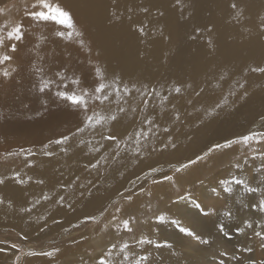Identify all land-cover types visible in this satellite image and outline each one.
Returning a JSON list of instances; mask_svg holds the SVG:
<instances>
[{
  "label": "bare ground",
  "instance_id": "1",
  "mask_svg": "<svg viewBox=\"0 0 264 264\" xmlns=\"http://www.w3.org/2000/svg\"><path fill=\"white\" fill-rule=\"evenodd\" d=\"M38 2L0 0V25L22 24L24 32L18 66L0 81V158L14 160L25 153L21 166L0 164V225L27 241L58 233L57 241L77 236L74 231L88 221L107 225L102 234L83 233L30 264H100L102 257L111 264L127 263L126 250L121 251L123 245L110 228L124 219L118 213L121 203L126 219L142 216L148 206H163L166 220L161 223L155 217L144 224L153 244L139 243L141 250L149 245L154 250V238L161 239L169 230L171 244L181 245L178 240L186 233L179 227L215 236L222 232L220 224L224 230L230 228L225 225L228 210L238 220L245 214L252 217L253 205L264 199V154L235 162L210 180L201 176L229 157L241 156L247 147L238 142L244 136L264 134V72L253 71L264 68V0H48L71 14V29L35 23L14 10L30 11ZM8 27L0 28L5 39ZM46 82L50 87L41 91ZM101 82L120 85V95L112 92L101 104L94 94ZM124 86L131 95L124 93ZM176 87L181 88L179 94ZM60 91H87L88 112L59 97ZM121 107L126 111L120 112ZM94 113H116L117 119L90 127L86 117ZM141 129L146 136L137 135ZM110 135L117 139H106ZM63 136L70 139L56 143ZM242 165L247 167L244 172ZM233 177L258 191L248 193L242 185L229 184L232 193H222L231 198L219 206L214 194L219 179ZM212 200V212L203 214L201 209ZM114 205L117 211L112 215ZM188 215H196V222ZM172 221H179V226ZM247 222H257L258 227L248 229L251 236L242 249L246 258L260 256L264 239L256 233L264 234L263 220ZM201 248L186 257L189 261L176 255V249L159 251L163 257L157 264L223 260L224 255L216 259ZM7 251L0 245V258Z\"/></svg>",
  "mask_w": 264,
  "mask_h": 264
},
{
  "label": "rangeland",
  "instance_id": "2",
  "mask_svg": "<svg viewBox=\"0 0 264 264\" xmlns=\"http://www.w3.org/2000/svg\"><path fill=\"white\" fill-rule=\"evenodd\" d=\"M25 6L26 5H23L22 7L24 8ZM14 10L16 12H19L20 16H21V14L26 15L25 12L37 11V9H35L33 6L30 9V11L29 10L21 11L20 8H19V10H17V9H14ZM28 18H29V20L34 21L35 23H40V21H42V20H35L32 17H30V16H28ZM17 24L18 23H12V24L2 23L0 25V28H4L5 26H9L7 29L11 30V28L16 26ZM51 24L55 25V27H58V26L61 25L59 23H56L55 21H45V25H51ZM36 29L37 28L35 27V29H32V30L36 31ZM44 33H45V31L43 32V35H45ZM2 34L3 35L6 34L4 30L2 31ZM8 42L13 44V41L8 40V38L7 39L4 38V46L3 47L7 51L4 48L0 47V57H2L4 55H9V56L12 57V59L10 61L4 62V63H0V81H3L5 79H7L16 70V67L18 66L16 63H17V57L19 56V46H20V43H23L22 40L18 41V42L17 41L14 42L15 45L17 43L18 44L16 46V51L12 52L11 51V45L9 46ZM4 72H8L9 75L8 76H4L3 75ZM259 138L256 136L253 140L249 141L248 143L243 142V139H242L241 142H238V143H240V145H246L247 149L241 151V153H243L241 156L240 155H234V156L229 157L230 159H227L226 162H223L219 166L214 167L213 169L207 170L205 173H203L202 176H201L202 177L201 179L202 180H210L213 177H218V176H220L222 170L229 168L235 162H238V161L246 159V158L247 159L248 158L253 159L255 157H259L258 155H261V154L263 155L264 154V142H262L261 136H259ZM258 140L260 142H257ZM231 145H232V143L231 144H227V146H225V147H230ZM215 150H216V148H211V152H213ZM23 155H25V153H23V152L19 153V156L17 158L15 157L16 159H14V160H11L9 157H6V158L3 157L2 159L0 158V164H2V165H10V166H13V165L21 166V162L19 161V159ZM198 160L199 159H196V161H198ZM14 161L16 163H14ZM242 166H243L242 171L244 172L245 168H247V167H245L246 165H242ZM224 181H227V180H225V178L219 179L220 183L224 182ZM229 181H227L228 184L222 185V183H221V185L218 186L219 190H217V192L220 191V193H218V195H217V192L214 193V194H216V197H215L216 200H218L219 203H220L219 206L220 205H224L226 203V201L231 198V197H229V195L224 196V194H226V193H222L223 192L222 190L224 189V187L230 186L229 184H233L234 185V183H231L232 178ZM177 192L179 194H181L183 192V189L180 188L179 190H177ZM172 198L175 199V198H179V197L173 196ZM222 199H225V200H222ZM210 203H211V201L206 202L205 204L209 205V206H207L208 208H204L203 207L201 209L203 214H205V213H209L210 214V212H212V209L214 208L215 200H212V203L211 204ZM116 204H117V202L115 203V205ZM169 204H171V207H172L173 204L171 203V201L169 202ZM115 205L110 210V213H113L112 215H115L116 214L115 211H117V210L113 211L115 209L114 208ZM121 205L119 206L121 208L119 209L118 213L124 219L123 220L120 219L116 224H114L110 228H111V231L115 233V235H114V239H116L115 241L116 242L117 241L121 242V243H118V244H120V245L128 244L129 245L128 249H126V251H128V253L126 251L124 253L125 259L127 260V263L125 262V264H135L136 259H138L140 256H145V255L148 256V260L146 262H144V264H157L158 258H160L161 256L163 257L162 254H167L168 252L172 253L174 249L177 250L176 253H175L176 255H178V253H179V254H181V256L186 258V257H189V255L192 256L191 254H193V252H195V250H198V249L202 250L201 247H204V251H205L204 255L207 254L208 256L215 257L216 259L220 258L218 256H220L222 254V252L225 251L229 255H227L228 257L226 255H224L223 258L221 257L223 259L224 264H241V263L242 264H264V251H263V254L260 255V256H256V257L251 256L249 258L248 257L246 258L247 254L245 255V250L242 249V246H243L242 244L247 239H250V236H251V234L249 233L248 229H255V228L258 227L257 222H251L252 223V227L251 228L247 227V223H246L247 220H250V219L251 220H255V221L256 220H258V221L259 220H263L262 231L264 232V215L261 216V217H258L259 213L263 214V212L258 210V208H256V207H254L252 209V211H251L252 217L248 216V217H250V218L247 217L248 219L246 218V214H245V216L243 215L242 218H239V220L237 219L238 217H235V216H234L235 218L232 216L231 218L225 219L226 227H229L231 225L230 228L224 230L223 232H219L215 236L212 233L213 236L211 235L210 237H208V236L205 235V233H206L205 230L203 232H201V230H199L198 231V235L201 238H203V239L207 238L206 240L210 241V243H208V244H201L195 238L190 237L187 234H184L178 240L180 243H182L181 245H176V244L172 245L171 241H173V240L171 239V237L168 236L169 235L168 233H172V232H171V230H169V232L165 233L161 237V239L165 238L167 243L172 245V247L170 248L171 251H169L168 250L169 248H167V247L154 248V250H153V247L150 246V245L146 246V247H148V249L144 248V250H141V248L138 247L141 244L140 243L141 240H150L151 239V237H149L148 234L144 232V230H145L144 224L148 223V221L153 220L155 217L161 216L162 212L164 211L163 206H160L158 204H155V206H151V207L148 206L146 208L147 210L146 209L144 210V213L147 212L148 214L147 213H145V214L142 213L141 214L142 216H137L136 215L135 217H132L130 219H126L125 215L122 214L123 208H125L123 206H125V205H123L122 203H121ZM104 213H105V216L109 215L108 212H107V214H106V212H104ZM175 216H176V214H175ZM188 217L192 220L193 223L196 222V219H197L196 215H194L193 217H191V215H188ZM232 219H235V220H232ZM126 220L129 221V227L131 228V231H128L124 227V222ZM204 220H206V216L204 217ZM236 220H237V222H236ZM95 223H92L91 221H88V222H86V225H87L86 227L85 226H79L77 228V230L74 231V233H78L77 236L72 234V236L70 235V236H68L66 238H63V239L59 240V241H57L59 233L57 235L54 234L52 236L48 235V236H46L43 239H28L29 241H27V238H24L23 236H21V234L17 233L15 230H12V229H9V228H5V226L0 225V245L8 250L6 252V255L0 258V264H30L32 259H37L39 261L40 260L39 258L44 256V253L54 252L55 249L60 248L62 245L66 244L67 242L68 243L72 242V240H75V238H78V236L79 237L82 236V235L84 236L85 234H83V233H87L89 231H93V230L96 231L97 230L96 232L101 231V234H102V232L106 230L107 223L106 222H102L101 223L100 220L97 221V224H95ZM206 223H208L207 220H206ZM235 223H236V225H235ZM166 228H169V226L166 225ZM240 229H243V231H240ZM225 233H227L226 236H225ZM169 238H170V240H169ZM214 238H215V240H214ZM161 239L159 237H157V239L154 238L155 244L156 243H161L162 244V243L165 242L164 239H163L164 241L161 240ZM61 241H63V242H61ZM222 245H224V246H222ZM13 246H15V247H13ZM155 249H156V251H155ZM219 250H220V252H219ZM212 251H214V252H212ZM9 252H10V254L7 255V253H9ZM163 259H162V261H163ZM186 259L189 261V258H186ZM166 261L167 260H164L163 264L168 263ZM220 262H221V259L218 260V264Z\"/></svg>",
  "mask_w": 264,
  "mask_h": 264
},
{
  "label": "snow or ice",
  "instance_id": "3",
  "mask_svg": "<svg viewBox=\"0 0 264 264\" xmlns=\"http://www.w3.org/2000/svg\"><path fill=\"white\" fill-rule=\"evenodd\" d=\"M33 7H39L40 10L37 11H32V12H27L26 15L32 17L35 20H42V21H55L56 23H59L61 25H66L69 29L74 28V24L72 22L71 19V14L68 11L63 10L59 5H56L55 7L48 2V0H39L38 5H33ZM233 8H236V5L233 4L232 5ZM3 9H0V12H2ZM145 11H147V9H145ZM6 27V26H5ZM140 31H143V29H140ZM61 35H63V33H61ZM77 35H79V33H77ZM7 38L10 41H21L24 38V32H23V25L22 24H17L16 26L12 27L10 31L7 32ZM83 43V41H81V44ZM4 46V36L2 34V30H0V47ZM11 51L15 52L16 51V45L15 43L11 44ZM12 59L11 56L9 55H4L2 57H0V63H4L7 61H10ZM253 71H259V72H264V68H256L253 69ZM4 76H8L9 73L8 72H4L3 73ZM102 79V77H101ZM73 83H79V81H73ZM51 82H46L44 83L43 87L41 88V91H44L46 88L50 87ZM68 86L65 85V88H67ZM131 89L127 86H124V93L131 95ZM152 91H155V89H152ZM174 91L179 94L181 92V88L180 87H176L174 89ZM112 92H115L117 96L120 95V85L115 84V85H110L107 83H99L98 86L95 87L94 89V94H95V99L97 101H99L101 104H103L105 101L109 100V97L111 95ZM57 95L59 97H61L62 99L70 102L71 105L76 106L81 108L85 113L88 112L89 110V105H88V100L86 99V97L89 95V93L87 91H84L81 94H77L76 92H71L69 93L68 91H60L57 93ZM164 99H167V97H165ZM145 103H147V101H145ZM120 112H124L126 111V109H124L123 107H121L119 109ZM117 119V115L116 113H112L111 115L105 117V116H100L97 114H93V115H88L86 117V124L90 127H96L99 126L101 124H103L106 120H111V121H115ZM176 119H179V115H176ZM93 121H95V123H93ZM146 122L148 124L152 123L151 119L146 120ZM83 131V128H78L77 132ZM167 131V129H166ZM138 136H146L147 134L145 133V131L143 129H141L138 133ZM256 137V134H250L247 136H244L243 142L248 143L249 141L253 140ZM70 139L69 136H63L60 140L56 141V143L58 144H62L65 143L66 141H68ZM106 139L108 140H116L117 137L115 136H107ZM261 139H264V134H262ZM139 141H137L138 143ZM257 142H260L259 140ZM165 147H167V145H165ZM173 147H175V145H173ZM216 148H220L222 147L221 145L217 144L215 146ZM48 155H51V153H47ZM197 159H200V157H198ZM197 161L192 160L189 162V164H185L180 168H177L176 171L180 172L183 171L184 168L189 167L191 164L196 163ZM237 167H239V165H237ZM168 180H172V177H165ZM22 182V181H21ZM42 182V181H41ZM3 183V180H0V184ZM222 185L224 184H228L227 181L221 182ZM231 183H234L236 185H242L244 190L248 193H255L256 191H258L257 188L251 187L249 185V183L245 180H242L238 177H233ZM225 192L231 194L233 191V188L231 186H227L224 187L223 189ZM190 198V197H189ZM62 199V198H61ZM129 199H131V197H129ZM180 199H185V197H181ZM3 201L0 200V203H2ZM197 207H200V204L197 203L196 205ZM253 207H258L260 211H264V199L260 200L258 204L253 205ZM206 215L208 213H205ZM226 218H231L232 217V213L230 210L225 211L224 213ZM158 220L163 223L166 220V217L164 216H159ZM173 223L177 224V226H179V221H172ZM247 223V227L251 228L252 224L251 222H246ZM124 227L128 230L131 231V228L129 227V221H125L124 222ZM224 225L220 224L219 225V230L220 231H224ZM179 230L182 233H186L188 236L195 238L197 241H199V243L201 244H208L210 243V241L202 239L199 235H196L191 229L189 228H185V227H179ZM240 231H243V229H240ZM225 235H227V233H225ZM256 235L261 236L262 239H264V234L262 233H256ZM140 243L144 244H153L152 240H141ZM15 247V246H13ZM113 248H115L116 246L113 245ZM129 245L128 244H124L121 251H124L126 249H128ZM156 248H171L172 245L167 243V241H165L164 243H156L155 244ZM58 251V249L56 250ZM53 253L52 252H48V253H44V255H48L51 256ZM108 256H111L112 253L109 252L107 254ZM222 255H227V253H222ZM148 260V256H140L138 259H136L135 264H144V262H146ZM100 264H111V261L109 259H107V257H102L100 259ZM220 264H224L223 260H221Z\"/></svg>",
  "mask_w": 264,
  "mask_h": 264
}]
</instances>
